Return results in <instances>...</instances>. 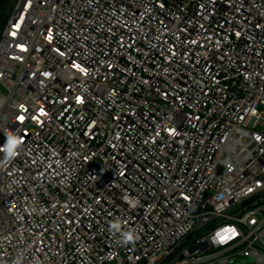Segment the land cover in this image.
Instances as JSON below:
<instances>
[{"label": "built area", "instance_id": "built-area-1", "mask_svg": "<svg viewBox=\"0 0 264 264\" xmlns=\"http://www.w3.org/2000/svg\"><path fill=\"white\" fill-rule=\"evenodd\" d=\"M7 15L0 264H264V0Z\"/></svg>", "mask_w": 264, "mask_h": 264}, {"label": "water", "instance_id": "water-1", "mask_svg": "<svg viewBox=\"0 0 264 264\" xmlns=\"http://www.w3.org/2000/svg\"><path fill=\"white\" fill-rule=\"evenodd\" d=\"M9 0H0V35L7 21V9Z\"/></svg>", "mask_w": 264, "mask_h": 264}, {"label": "rangeland", "instance_id": "rangeland-1", "mask_svg": "<svg viewBox=\"0 0 264 264\" xmlns=\"http://www.w3.org/2000/svg\"><path fill=\"white\" fill-rule=\"evenodd\" d=\"M230 264H255V261L250 256H239Z\"/></svg>", "mask_w": 264, "mask_h": 264}, {"label": "clouds", "instance_id": "clouds-1", "mask_svg": "<svg viewBox=\"0 0 264 264\" xmlns=\"http://www.w3.org/2000/svg\"><path fill=\"white\" fill-rule=\"evenodd\" d=\"M14 141L17 143L16 140H14ZM114 227H117V226L114 225ZM123 237H124V242H125V243L133 242V241H134V235H133L132 233H130V232H128V233H124V234H123Z\"/></svg>", "mask_w": 264, "mask_h": 264}, {"label": "snow or ice", "instance_id": "snow-or-ice-1", "mask_svg": "<svg viewBox=\"0 0 264 264\" xmlns=\"http://www.w3.org/2000/svg\"><path fill=\"white\" fill-rule=\"evenodd\" d=\"M9 143H10V148H9V150H10L12 146H15L16 142L14 140H10Z\"/></svg>", "mask_w": 264, "mask_h": 264}]
</instances>
